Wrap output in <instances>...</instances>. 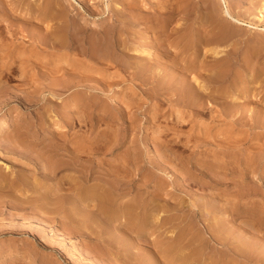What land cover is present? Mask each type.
<instances>
[{
	"label": "rangeland",
	"instance_id": "rangeland-1",
	"mask_svg": "<svg viewBox=\"0 0 264 264\" xmlns=\"http://www.w3.org/2000/svg\"><path fill=\"white\" fill-rule=\"evenodd\" d=\"M263 28L264 0H0V264H264Z\"/></svg>",
	"mask_w": 264,
	"mask_h": 264
},
{
	"label": "bare ground",
	"instance_id": "bare-ground-1",
	"mask_svg": "<svg viewBox=\"0 0 264 264\" xmlns=\"http://www.w3.org/2000/svg\"><path fill=\"white\" fill-rule=\"evenodd\" d=\"M175 1V0H174ZM224 4H225V6L223 7V10H222V12L225 14V21H229L227 24H229V23H233V24H239V25H241V26H243V25H247L249 28H253V29H258V27L257 26H253V25H251V24H249L248 22H246V21H243V19L241 20L240 18H238V17H235L231 12H230V10L228 9V7H227V5H226V3L224 2ZM213 12H214V10H213ZM217 12V11H216ZM208 13H206V15H207ZM217 14H220V13H218L217 12ZM216 14V15H217ZM214 16V15H213ZM218 16V15H217ZM209 17V16H208ZM261 18V17H260ZM218 19V18H217ZM213 20V19H212ZM211 20V22H213ZM223 20V19H222ZM220 21V23L221 22H223V21ZM208 22V21H207ZM218 22V21H217ZM217 22H215V23H217ZM214 24V23H213ZM225 24V23H224ZM219 25V24H218ZM212 26V25H211ZM226 26V25H225ZM228 26H230V25H228ZM241 26H239V27H241ZM74 27V26H73ZM84 27V26H83ZM213 27V26H212ZM217 27V26H216ZM260 28V27H259ZM229 29V28H228ZM264 29V28H263ZM263 29H262V31H263ZM84 30V29H83ZM248 30V29H247ZM260 30V29H259ZM229 31V30H228ZM200 32V31H199ZM255 32V31H254ZM229 33L227 32V29L224 27V26H221V27H218V28H216V30H214V32L212 33V34H210V32H208V30H203V32H200V33H195L194 35H193V37H191V39L192 40H190V41H193V43H192V45L190 44L189 46L191 47L192 46V49H193V51L195 52V53H199V52H202V54H203V50H202V48H203V46H202V43H203V45H204V42H202V40H203V38H204V41H205V39L207 38V40H209V41H211V42H218L219 40H221L222 38H225V36H227ZM191 35V34H190ZM95 36V35H94ZM99 36V35H98ZM109 37V36H108ZM237 37V36H236ZM244 38V37H243ZM255 38V37H254ZM187 39H188V37H187ZM187 39H186V41H187ZM228 39V38H227ZM54 40V39H53ZM58 40V39H57ZM146 40V39H145ZM188 40V42H190ZM251 40V39H250ZM254 40V39H253ZM230 41V40H229ZM89 42V41H88ZM187 43V42H186ZM38 44V43H37ZM100 44V43H99ZM92 45V44H91ZM186 45V44H185ZM243 45V44H242ZM241 45V46H242ZM109 46V45H108ZM188 46V47H189ZM210 46V45H209ZM212 46H213V44H212ZM87 47V46H86ZM186 46H184V48H185ZM208 47V46H207ZM108 48V47H107ZM144 48V47H143ZM213 48H214V46H213ZM211 49L210 51H211V54H212V56L214 57V61H215V64L213 65V66H211V67H213L214 69H212L213 70V73H211V75H212V77H213V79H214V76H213V74H215V73H222L223 72V67H222V65H221V62H219V61H221L220 60V58H221V56L222 55H224V54H221V51L220 50H218L217 48H214V49ZM103 49V48H102ZM191 49V48H190ZM221 49V48H220ZM206 50V49H205ZM205 50H204V52H205ZM143 51V50H142ZM141 51V52H142ZM146 51V50H145ZM187 51H189V49L187 50ZM192 51V50H191ZM84 52V51H83ZM117 52V51H116ZM150 52V51H149ZM148 52V53H149ZM190 52V51H189ZM108 53V52H107ZM145 53V52H144ZM143 53V54H144ZM151 53V52H150ZM163 53V52H162ZM178 53V52H177ZM194 53V54H195ZM210 53V52H209ZM83 54V53H82ZM123 54V53H122ZM154 54V53H153ZM152 54V55H153ZM179 54V53H178ZM177 54V55H178ZM190 54V53H189ZM192 54H193V52H192ZM107 55V54H106ZM151 55V56H152ZM161 55V54H160ZM176 55V56H177ZM206 55V54H205ZM207 55H208V52H207ZM228 55V54H227ZM226 55V56H227ZM112 56V55H111ZM163 55H161V57H162ZM192 56V55H191ZM197 56V55H196ZM196 56L194 57V58H196ZM211 56V55H210ZM230 56H232V55H230ZM213 57H212V59H213ZM225 57V56H224ZM223 57V58H224ZM93 58V57H92ZM193 57H192V59H194ZM38 59V58H37ZM138 59V58H137ZM198 59V58H197ZM225 59V58H224ZM5 60V59H4ZM15 60H16V58H15ZM14 60V61H15ZM115 60V59H114ZM118 60V59H117ZM127 60V59H126ZM150 60V59H149ZM204 60V59H203ZM5 61H7V60H5ZM10 62L12 61V59L11 60H9ZM13 61V62H14ZM128 61V60H127ZM147 61V60H146ZM152 61V60H151ZM177 61V60H176ZM193 61L194 60H192V64H193ZM230 61V60H229ZM195 62H197V61H195ZM235 62V61H234ZM149 63V62H148ZM229 63V62H228ZM6 68H12V66L11 65H9L8 66V63L6 62ZM14 64V63H13ZM124 64V63H123ZM150 64H151V62H150ZM173 64V63H172ZM176 64V63H175ZM191 64V63H190ZM192 64H191V66H192ZM196 64V63H195ZM236 64V63H235ZM234 64V65H235ZM34 65V64H33ZM183 66V65H182ZM189 66V65H188ZM188 66H187V69H188V71H189V68H188ZM191 66H189L190 67V70H191ZM193 66L195 67V65L193 64ZM192 66V67H193ZM224 66H225V64H224ZM233 66V65H232ZM243 66H245V65H243ZM4 67V66H3ZM1 68V69H4V68ZM16 67V66H15ZM126 67V66H125ZM10 69H8L9 71H10ZM125 69V68H124ZM128 69V68H127ZM186 69V70H187ZM197 70L199 69V67L198 68H196ZM225 69V68H224ZM7 70V71H8ZM19 70V69H18ZM17 70V71H18ZM23 70H24V68H23ZM22 70V71H23ZM87 70V69H86ZM195 70V69H194ZM14 71V70H13ZM21 71V72H22ZM26 71V74H27V70H25ZM132 71V70H131ZM184 71V70H183ZM191 71H193V70H191ZM202 71V70H201ZM6 72V71H5ZM195 72V71H194ZM200 72V71H199ZM230 72V71H229ZM228 72V73H229ZM0 73H2V75H3V70H0ZM197 73V75H198V72H196ZM209 73V74H210ZM237 73V72H236ZM239 73H240V71H239ZM128 74V73H127ZM202 74H204V72L202 73ZM189 75V74H188ZM227 75H229V74H226V76ZM239 75H242V73L241 74H239ZM21 76H22V74H21ZM199 76V75H198ZM250 76V75H249ZM252 76V75H251ZM24 77V76H23ZM26 77V76H25ZM151 77V76H150ZM149 77V78H150ZM193 77V76H192ZM205 77H207V75H205ZM211 77V78H212ZM228 77V76H227ZM235 77V76H234ZM241 78H242V76H240ZM189 78V77H188ZM194 78V77H193ZM199 78V77H198ZM226 78V77H225ZM236 78H238V77H236ZM18 79V78H17ZM195 79V78H194ZM227 79V78H226ZM240 79V78H239ZM244 79V78H243ZM242 79V81H244ZM34 80V79H33ZM192 80V79H191ZM212 80V79H211ZM218 80V79H217ZM220 80H223V79H220ZM224 81V80H223ZM257 81V80H256ZM192 82V81H191ZM193 82H195V80L193 81ZM196 82H197V80H196ZM233 82H234V80H233ZM201 83V82H200ZM199 83V84H200ZM196 86H198V83L197 84H195ZM201 86L200 87H202V84H200ZM39 86H40V84H39ZM199 87V86H198ZM198 87H197V89H198ZM200 87H199V89H200ZM5 89V88H4ZM23 90V89H22ZM243 90V89H242ZM160 92V91H159ZM201 92V91H200ZM246 92V91H245ZM29 93V92H28ZM202 93V92H201ZM185 95H187L188 96V98L189 99H191V100H199V94L197 93V91L195 90V89H193V88H186V90H185ZM164 96H166V95H164ZM170 96V95H169ZM256 96V95H255ZM243 97V96H242ZM186 100V99H185ZM245 101V100H244ZM88 102V101H87ZM188 102H190V101H188ZM249 102V101H248ZM184 103V102H183ZM190 104V103H189ZM252 104V103H251ZM190 105H192V104H190ZM198 106V105H197ZM197 108V107H196ZM200 108V107H199ZM204 109V108H203ZM239 109V108H238ZM240 112V111H239ZM259 114V113H258ZM82 142V141H81ZM80 143V142H79ZM48 144V143H47ZM53 145V144H52ZM47 147V146H46ZM22 155V154H21ZM18 156V155H17ZM64 157V156H63ZM76 161V160H75ZM60 162V161H59ZM56 163V162H55ZM54 163V164H55ZM69 164V163H68ZM75 164V163H74ZM45 165H47V164H45ZM49 165V164H48ZM66 165V164H65ZM50 166V165H49ZM51 167V166H50ZM59 168H61L60 166L58 167V169ZM56 170H57V167H56ZM71 170V169H70ZM54 172H56V171H54ZM57 172H58V170H57ZM45 173V172H44ZM59 173V172H58ZM55 175V174H54ZM101 179V178H100ZM104 181V180H103ZM56 189V188H55ZM118 192V191H117ZM53 196V195H52ZM54 199V198H53ZM56 203V202H55Z\"/></svg>",
	"mask_w": 264,
	"mask_h": 264
}]
</instances>
